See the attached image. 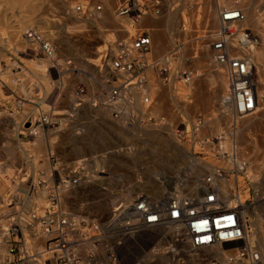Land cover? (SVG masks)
<instances>
[{
	"label": "built area",
	"instance_id": "built-area-1",
	"mask_svg": "<svg viewBox=\"0 0 264 264\" xmlns=\"http://www.w3.org/2000/svg\"><path fill=\"white\" fill-rule=\"evenodd\" d=\"M161 2L120 0L113 8L114 16L126 19L127 23L119 24L118 32H124L125 36L118 37V32H114L116 36L104 52V64L98 66L105 86L101 102L110 108L112 118H124L127 124L158 125L150 109L152 100L145 93L148 81L145 70L156 72L163 84L175 90L178 83L191 82L187 72L173 68V52L180 48L176 45L180 40L175 41L167 54L155 56L154 28L140 25L145 16L157 18L162 14ZM101 8L94 0H79L71 13L79 19H91ZM204 8L202 3L196 8L204 33L201 38L206 41L212 62L226 77V87L219 99L220 112L224 115L229 108L237 116L250 114L258 108L252 56L257 39L248 27L240 26L245 15L237 3L217 5V29L211 27ZM184 23L181 29L186 31ZM191 25L194 24L189 23L190 30ZM37 32L31 28L23 35L53 57L51 42ZM65 65L63 68L61 62L53 59L50 68L75 71L71 60H66ZM71 94L74 106L85 101L93 108L99 104L100 94H89L82 83H76ZM138 95L141 105L136 99ZM158 117L162 125H167L164 115ZM73 120L75 112L50 107L47 114H27L21 126L28 124L24 135L33 140L41 131H53L63 122L67 125ZM202 122L184 118L180 123L185 131L188 124L196 133ZM48 160V170L36 169L35 183L32 169L24 171L27 193L43 189L44 206L23 210L16 194L10 191L0 194V244L7 248L5 264H125L128 260L130 264H261L256 231L249 226L250 219L245 213L252 200L244 198V190L241 192L237 183L224 190L208 173L164 175L156 179L164 185L160 196L140 192L124 197L125 194L110 192L113 204L100 214L92 210L93 200H84L73 210L68 203L71 198L67 202L64 198L90 181L87 160L62 162L53 152ZM236 162V171L246 173L245 161ZM217 173L225 178L221 170ZM187 179H192V183ZM248 183L247 193L255 197L252 181L248 179ZM230 195L232 199L228 201ZM146 254L152 255L149 261L144 259Z\"/></svg>",
	"mask_w": 264,
	"mask_h": 264
},
{
	"label": "rangeland",
	"instance_id": "rangeland-1",
	"mask_svg": "<svg viewBox=\"0 0 264 264\" xmlns=\"http://www.w3.org/2000/svg\"><path fill=\"white\" fill-rule=\"evenodd\" d=\"M65 1L69 2L70 5H66L64 0H21L18 4L15 2L14 4L8 3L7 0H0V182L5 187L0 194H5L7 191L16 194L18 202L22 203L23 210L31 209L34 206L39 208L46 203V194L43 189L38 188L39 190L35 194L32 192L27 193L28 184L26 183L27 180L24 174L25 170L29 172V169H32L35 183L36 169L48 170L47 149V153H42L39 152L41 148L36 146L37 139H41L42 148H44L43 145L46 148L47 143L50 142V152H53L58 160L62 162L76 159L88 160L87 168L91 177L90 181L68 192L64 197L65 202L70 197L71 200L68 203L72 206L73 210H77L82 201L90 199L94 201L92 210L103 214L106 213L107 208L114 201L109 194L110 192H116L120 195L126 194L125 186L130 184L127 182L132 178L144 180L143 177L149 169L157 172L154 177L155 179L164 175H172L174 172L190 173L192 175L202 174V172H194L190 168L189 163H181V157L171 146V140H174L176 146L181 151L188 152L193 160L199 161V159H203L216 165V169L224 173L230 186L233 187L236 183L239 184L240 191L243 192L244 190V198L252 200V204L247 212L250 219L249 223H251L252 228L256 231L257 241L263 240L264 229L259 228V226L260 223L264 222V195L262 194L259 197H254L251 194L248 195L247 188H250L248 179L252 181L251 185L256 190L255 182L251 179L252 175L250 174V178L249 174L243 171H236V164L232 163L234 157H229L228 153L224 155L227 147L222 141H228L224 139V136L229 137V131L225 128L221 131L223 138L214 141L210 138L211 132H206L203 127H200L194 133L189 129L188 124H186L185 131L179 125L181 119L184 118L176 110L174 111L177 112L175 113L177 116L173 117L174 119H170L167 112L161 113V115L165 116L167 125H162V121H160L158 115L153 113L158 125L144 126L139 123L127 124L124 118H119L118 120L112 118L110 114L101 119L100 114H97V116L93 114L88 115L83 111H79L77 107V110H72L75 112V120L71 123L65 125V122H63L53 131H41L38 137L33 140H27L28 138L24 135L26 134L25 126H27V123L25 126H21V122H23L26 115L37 112L47 114L50 107L55 110L68 109V111H71V105L73 104L71 92L76 83H82L87 88L89 94H93L94 92L100 94V101L103 100L101 96L105 91V86H98L93 79L91 80V76H93L92 69L96 68L97 71L99 67L96 65L104 64L106 46L115 38L116 34L114 32L117 31L118 26L111 27L110 23L107 22L108 19L104 20L102 18V13L99 15V18L79 19L71 13V8L79 0ZM94 1L96 4H101V11H104V3H107V0L104 2L103 0ZM119 1L112 0V4L109 7L111 14L109 17L114 18L116 24H125L127 22L126 19L116 18L113 14L115 3ZM32 2H37L39 5L37 10L35 9L36 11L28 13V11L20 9L21 5L28 7ZM41 8H46L47 12L40 14ZM254 11L256 16L259 17L261 24L264 25V0H256ZM24 20H28L26 22L28 27L20 30L24 25ZM184 20V25L187 28L183 32L185 34L190 30V26L185 18ZM97 22L99 23L98 25L96 24ZM196 23L198 26L197 32L192 33V35L188 33L190 36L186 35L189 37L186 38L188 40H192L194 36L199 37L198 40H194V44L195 41L200 43L204 39L201 38L204 33L199 26V21H196ZM193 26L195 27V25H192L191 28ZM31 28L36 29L40 34H43L42 37L51 42L56 58L60 59L63 68H66L65 61L71 60L75 66V71H64L61 68L55 71L50 68L52 63L44 61V56L37 43L25 40L23 33L25 30ZM17 30H20V32L18 36L13 38L11 33ZM104 34L109 36L107 40L103 37ZM120 34L123 36L120 32L117 33V36L122 37ZM196 48L199 49V46L197 45ZM97 50H99V53L96 52ZM99 55L100 58L97 59L96 57ZM95 63L96 65L94 66ZM177 64V61L173 62L174 66H177ZM98 75L102 82H104L103 74L98 72ZM179 86V91L182 90L181 92L184 94L182 96L184 100L187 99L186 103H188V90L183 83H178L177 88ZM69 96H71L72 101ZM18 101L19 107H17ZM184 108L186 107L184 106ZM183 111L187 114V109H183ZM211 113V117H214L212 116L214 115L213 112ZM216 115L217 113L215 117ZM191 120L195 122L194 119ZM114 123L116 125L121 123L126 127L124 131L128 134H133L132 137L134 139L125 142L117 129L113 127ZM133 126L138 127V129L134 130ZM230 129L235 130L236 128L232 125ZM248 132L251 134H247V137H249L248 141L254 142L253 131ZM254 133L256 134L257 132ZM158 136L164 138L161 144ZM72 138L76 139V141H74L75 139L73 140L75 143L72 142ZM258 142L262 143L257 140ZM260 143L257 145L263 147V144L261 145ZM242 145L244 144L236 142L234 151L238 157L235 156V161L239 160V151L244 152ZM123 150H131L129 151L131 153H123ZM82 152L86 153L87 157H81L80 153ZM29 155H32V157L29 158ZM45 159L48 162L47 168L44 165ZM176 164H179L178 166L180 167L178 171L173 167ZM173 169L175 170L174 172L167 173ZM263 174L264 171L262 174L259 173L257 178L259 183L258 188L264 193ZM246 175L248 176L247 180ZM101 177H108V179L101 180ZM122 185L124 186L122 187ZM98 187L101 189L99 188L98 190ZM103 189H106V191ZM1 224L5 223L1 222ZM6 252V246L0 244V264L6 263ZM151 257L148 254L144 255L146 261H149L148 259ZM130 263H132L131 260L125 262V264Z\"/></svg>",
	"mask_w": 264,
	"mask_h": 264
},
{
	"label": "bare ground",
	"instance_id": "bare-ground-1",
	"mask_svg": "<svg viewBox=\"0 0 264 264\" xmlns=\"http://www.w3.org/2000/svg\"><path fill=\"white\" fill-rule=\"evenodd\" d=\"M8 1V3H12V4H14V2L15 3H19V1H21V0H7ZM105 0H103V2H104ZM209 1V0H208ZM210 1H212V0H210ZM95 2V1H94ZM201 2H202V0H201ZM200 2V3H201ZM213 2H214V0H213ZM232 2V0H215V3H214V5L213 6H210V5H208V4H204V5H206L205 6V8H204V15H205V17H207V18H209L210 19V21H211V27L213 28V29H217L218 28V21H217V12H216V9H217V5H219V6H222V5H226V6H232L233 4V2ZM256 2V0H241V1H238V5L240 6V8L243 10V13H244V15H245V18H244V20L243 21H241V23H240V26H246V27H248L250 30H251V33H252V35L254 36V37H256V39H257V44H256V46H255V48H254V51H253V54H252V56H253V60H254V63H255V66H256V71L258 72V73H256L257 75H258V77H256V78H258V79H256L257 80V96H258V108L254 111V112H252V113H250V114H247V115H244V116H237V115H235L234 113H233V111L231 110V109H229V108H227L226 109V113L220 118V119H218V117H216V119H214V120H212L213 122H211V124H210V126H207V127H210L209 129H210V135L212 134L215 138H217V139H221V138H223L221 135H220V133H221V131H222V128L224 129V127H225V129H227V131H229L228 132V135H229V137H227V136H224V139H226V140H228V141H222V142H224V145L227 147L226 148V150L227 151H224L225 153H228V156L229 157H234V156H236L237 154L235 153V146H236V142H240L241 144L242 143H249V145H250V142L248 141V138L249 137H247V134L249 135L250 133L248 132V131H253V134H252V136H254V143H253V145H251V147L252 148H254L253 150H247L246 151V149H245V151L246 152H243V151H239V160H238V158H237V160L238 161H245V163L247 164V171H246V174H249V176H250V178H251V175H252V180H253V182H255V187H256V190H255V192H254V195L255 196H257V197H259V196H261L262 195V193L260 192V190H259V183H258V178H257V175L259 174V173H263V171H264V77H263V75H264V25L263 24H261V21H260V19H259V17H257L256 16V13H255V11H254V3ZM64 3L66 4V5H70V3L69 2H66L65 0H64ZM72 3V2H71ZM208 3V2H207ZM236 3V2H235ZM107 4V5H106ZM112 4V0H107V3H104V11H100L98 14H97V16L96 17H98L99 18V15L102 13V15H103V19L105 20H107V22H109L110 23V25H111V27L113 26V27H117V28H119V25L118 24H120V23H117L116 24V21L114 20V18L112 19V18H110L109 16L111 15L110 14V5ZM116 4V3H115ZM210 4V3H209ZM213 4V3H212ZM195 5V4H194ZM203 5V6H204ZM38 3L37 2H32V3H30L29 4V6L28 7H24L23 5H21L20 6V9L21 10H25V11H28V13L29 12H34V10L36 9L37 10V8H38ZM198 6V5H197ZM242 6H244V8H242ZM71 7V6H70ZM194 7V6H193ZM62 9V8H61ZM35 10V11H36ZM63 10H64V8H63ZM101 10H102V8H101ZM194 10V9H193ZM41 12H39L40 14H45L46 12H47V9L46 8H41V10H40ZM1 12V11H0ZM61 12H63L62 10H61ZM196 12H197V10H195V13H194V15H193V19H192V22H193V24L195 25V27H198L196 24V21H199L198 19V16H197V14H196ZM27 13V12H26ZM40 14H38V15H40ZM1 15V14H0ZM1 17V16H0ZM41 17V16H40ZM151 18V17H150ZM3 19V18H2ZM120 19H123V18H120ZM171 17L170 16H168V17H166L165 19H164V24L162 25L163 27L162 28H160L158 25H155L156 24V22H154V27L155 26H158V28H160V30H157L155 33H154V55H156V56H162V55H164V54H167L168 53V51L171 49V48H173L174 47V41H173V39H172V37H171V35H170V33H169V31H168V26H169V23L170 22H172L171 21ZM184 19V18H183ZM183 19H180V23H182V21H185V20H183ZM29 20V19H28ZM28 20H24L23 21V23H24V25L21 27V29L20 30H24V29H26L27 27H28V25L26 24V22H28ZM147 20V19H146ZM101 21V20H100ZM100 21H98V22H100ZM126 21V20H125ZM150 21V20H149ZM90 22V21H89ZM92 22H93V20H92ZM96 23L97 25L99 24V23ZM152 22V21H151ZM95 23V22H94ZM103 23V22H102ZM127 23V22H126ZM149 23V22H148ZM153 24V23H152ZM161 24V23H160ZM192 26V25H191ZM200 26V25H199ZM194 27V26H193ZM192 27V28H193ZM194 29V28H193ZM20 30H17V31H12V33H11V35H12V37L14 38V37H16V36H18V34H19V32H20ZM119 30L117 29V31H115V32H118ZM183 32V31H182ZM189 33H192L191 31H188ZM188 32L187 33H185V34H178V32H177V36H180V38L182 39V41H184V45H183V47H182V52H184V54H185V52L187 51V50H189L190 48H192V47H196V44L194 45V41H191V40H187L186 38H189V37H187L186 35L188 34ZM38 33V32H37ZM120 33H122L123 34V36L122 37H124L125 36V33L124 32H120ZM8 34V33H7ZM40 34V33H39ZM71 34V33H70ZM73 34V33H72ZM41 36L43 35V34H40ZM108 35H109V33H108ZM108 35H103V37L105 38V40H107L108 39ZM189 36H190V34H188ZM57 36V35H56ZM107 36V37H106ZM7 37V36H6ZM7 39V38H6ZM110 39V38H109ZM25 40H27V39H25ZM65 41H67L66 39H64ZM104 40V39H103ZM113 40V39H112ZM111 40V41H112ZM193 40V39H192ZM0 41H1V39H0ZM28 42H31V41H29V40H27ZM110 41V40H109ZM202 41V40H201ZM196 43V42H195ZM197 45L199 46V48H201V50L204 52V56H206V53H207V46H206V41L204 42V41H202V42H200V43H198V41H197ZM42 51V50H41ZM97 53H99V50H97L96 51ZM42 54H43V56H44V61H46L47 63H52V60L53 59H56L58 62H60V59L58 60L57 58H56V54L52 57V56H49V55H46L45 53H44V51H42ZM187 55V54H186ZM184 56V55H183ZM94 58V57H93ZM97 59H99L100 58V55L99 56H97L96 57ZM98 61V60H97ZM88 63V62H87ZM94 63V62H93ZM90 64H92V63H90ZM89 64V65H90ZM96 65V63L94 64V66ZM213 65H214V63H213ZM84 66V65H83ZM82 66V67H83ZM93 66V67H94ZM97 67L99 66V65H96ZM260 66H262V67H260ZM175 67V66H174ZM216 68V67H215ZM215 68H213V69H215ZM62 70H64L63 68H61ZM98 72H99V70L97 69V71H96V68H93L92 69V74H93V76H91V80L93 79L96 83H97V85L98 86H104V82H102V80H101V78H100V76L98 75ZM215 73L213 74V73H208L207 72V74H206V78L207 79H209L210 81L211 80H214V82H216V83H218L219 84V86L218 87H220V89L222 90V92H224V90H225V87H226V77H225V75L223 74V72L222 71H220V70H218V69H215V71H214ZM213 82V81H212ZM189 84V83H188ZM104 89V88H103ZM152 89V88H151ZM179 89H180V86L178 87V89L175 91V94H172V93H170V92H168V96H169V104L167 105V108H166V111H167V113H168V117H170V119L171 118H173V117H176L177 116V114H175V113H177V112H175L174 111V109H173V107H174V104L175 103H180L183 107L182 108H184V106L185 107H187L188 105H189V103H188V105H186L184 102V98H183V96L182 95H184L183 94V92H181V91H179ZM218 90H219V88H218ZM220 90V91H221ZM169 91V90H168ZM216 91V90H215ZM147 92V91H146ZM181 92V93H180ZM153 93V92H152ZM217 93V92H216ZM219 93V92H218ZM149 94V97H152V95H151V93H148ZM147 94V95H148ZM222 94V93H221ZM217 96V95H216ZM186 97V96H185ZM215 97V96H214ZM69 98L71 99V96H69ZM217 98H218V96H217ZM219 98H220V95H219ZM187 100V99H186ZM71 101H72V99H71ZM74 101V100H73ZM189 102H191V101H189ZM215 102H216V100H215V98H211V99H209V100H207L206 101V106H205V108L207 109V110H209V111H211V112H213V108H214V104H215ZM141 103V102H140ZM84 104V105H83ZM83 104H81L82 106H74V102H73V104L71 105V111L72 110H77V107H78V110L79 111H83V112H85V113H87L88 115H90V114H93L94 116H97V114L99 115H101V119H104V117H106V116H108V114H110V108L109 107H106V106H103L102 105V102L100 101V98H99V104H98V106H99V108L97 109V107L98 106H96V108H93L92 106H91V104L90 103H86V101H85V103H83ZM87 104V105H86ZM191 105L193 106V104L191 103ZM197 105H199V104H196V108L198 107L199 108V106H197ZM164 107V106H163ZM189 107V106H188ZM187 107V108H188ZM187 108H184V110H186ZM93 109H95V110H93ZM97 109V110H96ZM189 109V108H188ZM187 109V110H188ZM70 111V110H69ZM159 112H161V110L159 111ZM42 114H46V113H42ZM212 114V113H211ZM213 114L214 115H212V116H214L215 117V113L213 112ZM213 118V117H212ZM174 119V118H173ZM191 119H193V118H191ZM205 119V118H204ZM208 119V118H207ZM119 120V119H118ZM118 120H116V121H118ZM158 120V119H157ZM207 122V121H206ZM206 124V123H205ZM225 125L224 127L222 126V125ZM111 125V124H110ZM234 126L236 129L235 130H232V129H230V127L231 126ZM113 127L115 128V129H117V131H118V133L120 134V136L122 137V139L126 142V141H129V140H133L134 139V137H132V135L133 134H128V133H126L124 130L126 129V127H124L121 123L119 124V125H116L115 123L113 124ZM134 128V130L135 129H138V127H135V126H133ZM225 132H226V130H225ZM254 132H260V134H258L257 135V133L255 134ZM262 133V134H261ZM202 134V133H201ZM222 134V133H221ZM227 134V133H226ZM209 135V136H210ZM224 135V134H223ZM251 135V134H250ZM156 137V136H155ZM75 138H72V142H73V140H74ZM171 139V138H170ZM169 139V140H170ZM158 140H159V142H160V144L164 141V138H161V137H159L158 136ZM257 140L258 141H261L262 143H260V142H258V143H260L261 145L263 144V147H260L259 145H257L258 143H257ZM74 141H76V139L74 140ZM132 142V141H131ZM144 142V141H143ZM142 142V143H143ZM73 143H75V142H73ZM218 143V142H217ZM36 144V143H35ZM41 144H42V140L41 139H37V147H39V148H41V149H39L40 151L39 152H46V148H45V145H43V147L44 148H42V146H41ZM41 146V147H40ZM171 146H172V148H173V150L175 151V152H178V155L181 157V163H183V162H186V163H189V166H190V168L192 169V170H194V172H197V173H201L202 172V174L203 173H209L210 175H212L214 178H215V180L216 181H218V183L223 187V189L224 190H229L230 189V185H229V182L225 179V178H221V177H218V173H217V171H219V170H217L216 169V165H214V164H212L211 162H208V161H205V160H200L199 159V161L198 160H193L192 159V156H190V154L188 153V152H186V151H181L177 146H176V143H174V140H171ZM258 146V147H257ZM185 147H187V146H185ZM241 148V147H240ZM239 148V149H240ZM258 148V149H257ZM125 149V148H124ZM166 149V148H165ZM168 149V148H167ZM239 149H237V150H239ZM242 149V148H241ZM248 149V148H247ZM135 150V149H134ZM243 150H244V148H243ZM129 151H131V150H123V153H131V152H129ZM168 151V150H167ZM172 151V150H171ZM249 152L252 154V153H255V152H258V154H260V156L259 157H257V158H254L255 159V161L254 162H250V156H251V154L249 155ZM47 153V152H46ZM48 154V153H47ZM44 155V154H43ZM42 155V156H43ZM80 155H81V157H84V156H86L87 154L86 153H84V152H82V153H80ZM95 155V154H94ZM225 155V154H224ZM105 156V155H104ZM87 157V156H86ZM92 157V156H91ZM168 157V156H167ZM236 157H238V156H236ZM252 157V156H251ZM47 158V157H46ZM94 159V158H93ZM107 159V158H106ZM165 159V158H164ZM190 159H192V160H190ZM90 160V159H89ZM88 161V160H87ZM43 162V161H42ZM90 162V161H89ZM232 163H238V162H236L234 159H232ZM43 164V163H42ZM42 164H40V165H42ZM44 165L46 166V168H47V165H48V162H47V159H45V161H44ZM44 165H43V167H44ZM179 164H176V165H174L173 167L175 168V170L176 171H178L179 170V166H178ZM102 167V166H101ZM100 167V168H101ZM172 167V168H173ZM45 168V167H44ZM190 169V170H191ZM221 169V168H220ZM222 169H226V168H222ZM230 169V168H229ZM47 170V169H46ZM101 170V169H100ZM169 170V169H168ZM174 169L173 170H170V171H168L167 173H170V172H174L175 171ZM228 171V170H227ZM230 171V170H229ZM100 172H102V171H100ZM156 171L155 170H152V169H149L147 172H146V175L143 177L144 178V180L143 179H141V180H135L134 178H132L129 182H127V183H130V184H128L127 186H125L126 187V191H127V193L125 194V196L124 197H128V196H131V195H133V194H136V193H140V192H146V193H149V194H151V195H155V196H160L161 194H162V192H163V189H164V185L162 184V182H160V181H158V180H156L154 177L156 176ZM175 174H174V176H172V177H176L177 175H180L178 172H174ZM230 174V173H229ZM251 174V175H250ZM171 175V174H170ZM173 175V174H172ZM165 176H167V175H165ZM110 177V176H109ZM102 179H108V177H101V180ZM101 180H99L100 182H101ZM111 180V179H110ZM190 183H192V179H187ZM109 181V180H108ZM107 181V182H108ZM126 181V180H125ZM98 182V181H97ZM102 182H104V181H102ZM105 182H106V180H105ZM109 183H111L110 181H109ZM102 184H104V183H102ZM93 185V184H92ZM107 186V185H106ZM110 186V185H109ZM113 186V185H112ZM124 185H122V187H123ZM111 187V186H110ZM5 187H4V184L3 183H1L0 182V192H3V189H4ZM99 188L100 187H98V190H99ZM101 189V188H100ZM111 189V188H110ZM134 191V192H133ZM231 199H232V197H231V195L228 197V201H231ZM46 200V199H45ZM243 201V198H241V202ZM110 204V203H109ZM113 204V203H112ZM43 206H44V204H43ZM245 213H246V216L248 217V213H247V211H246V209H245ZM250 222V221H249ZM263 222V221H262ZM249 226H251V223H250V225ZM252 227V226H251ZM259 228H261V229H264V222L263 223H260V226H259ZM252 240H254V234L252 235L251 234V237H250ZM258 245H259V249H260V254H261V263H264V239L263 240H260V241H258ZM159 253H161V252H159ZM152 256V255H151ZM159 256L161 257L162 256V254H159ZM148 260H150V259H148ZM238 264H246V263H244V262H242V263H238Z\"/></svg>",
	"mask_w": 264,
	"mask_h": 264
},
{
	"label": "crops",
	"instance_id": "crops-1",
	"mask_svg": "<svg viewBox=\"0 0 264 264\" xmlns=\"http://www.w3.org/2000/svg\"><path fill=\"white\" fill-rule=\"evenodd\" d=\"M238 1H241V0H232L233 3L232 2L231 3L235 4V2H236L237 4H239ZM200 2H201V0H162V2H161L162 14L157 18H150L148 16H145L142 19L140 25L141 26H152L154 28V30L152 32V35L154 38V33L163 27L162 25L164 24V22H163L164 19L168 16H170L172 18L171 19L172 22H170L169 26H168V31H169L174 43L176 40H180V42H176V45H180V48L177 51L173 52L174 62L177 61V63H178L177 66H175V67L173 65V68L176 70H179V71L187 72L188 75L191 77V81H192L189 84H184L185 88L188 90L187 95H188L189 101H191V102H188L190 104L188 107L189 109L186 107L188 109L187 114L184 113V111H183L184 108H182L183 106L178 102L174 104L173 109L178 111L179 113H181L182 117L186 118L187 120H191V118H193L194 120L202 119L203 122H202L201 127H203L206 132H210V129H209L210 127H207V126H210L211 122H213L212 120L216 119V117H218V119H220L223 116V114L220 112V109H219V99H220L219 95L221 96V93H223V92L220 89V87H218L219 86L218 83L214 82V80L210 81L209 79L206 78L207 72L208 73L210 72L213 74L215 73L214 71H215V69H217V68H215L216 64L213 65L209 51H207L206 56H204L205 54L201 50V48H199V49L196 48L197 45H196V47L194 46V47L190 48L189 50H187L184 54V52H182V47L184 45V41H182L180 36H177V32H178V34H181V33L184 34L183 33L184 30L181 29L180 19L185 18L189 23L192 24L193 15L195 13L197 5ZM201 3L203 5L208 4L210 6H213L215 3V0H214V2H213V0L212 1L202 0ZM204 6H206V5H204ZM153 21L156 22L155 25H158L159 27L160 26L161 27L160 28H158V26L154 27ZM189 31H191L192 33H196L197 28H194V29L191 28V30H189ZM192 33H190V34L192 35ZM194 40H198V37L194 36L193 40H191V41H194ZM195 42H197V41H195ZM172 49L173 48H171L169 51H171ZM152 53L154 54V48H153ZM213 68H215V69H213ZM145 71H146L147 76H148L147 77L148 81L146 83V91L147 92L145 91V93L146 94L151 93V95L153 94L152 97H150L152 100L150 109H151L152 113L159 116V115H161V113L167 112L165 110L167 108V105L169 104L168 92L175 94L176 90L171 85L163 84L161 82V80H159V77L157 76L156 72H153L150 69H147ZM256 73H258V72L256 71ZM256 77H258L257 74H256ZM263 77H264V75H263ZM256 79H258V78H256ZM256 82H257V80H256ZM256 85H257V83H256ZM218 88H219V90H218ZM216 95L218 96V98ZM211 98H215V100H216V102L214 104V108H213V112L215 114L217 113L215 118L214 117L212 118L211 117V111H209L205 108L206 101L211 99ZM136 99L139 102V104L141 105V103H140L141 99H140L139 95L136 97ZM184 101H185L184 103L186 105H188V103H186V100H184ZM191 103L193 104V106L191 105ZM196 104H199V105H197V106H199V108L198 107L196 108ZM140 108H141V106H140ZM160 110H163V111L159 112ZM181 124L182 123H179V125L182 127ZM222 126L224 127L225 125L223 124ZM220 135H221V133H220ZM210 138L214 141L217 140V138H215L213 135H211ZM207 139H208V137H207ZM253 143L254 142H252V141H250V145H249V143H242V144H244V145H242V148H244V152H246L247 150L248 151L253 150L254 148L251 147V145H253ZM49 148H51L50 142L47 143V145H46V149L48 152L47 155H49V153H50ZM245 149H246V151H245ZM250 154L251 153L249 152V155ZM251 156H250V162H254L255 161L254 158L259 157L260 154H258V152H255V153H252ZM263 177H264V174L262 176V179H263ZM261 193L264 195L263 192H261ZM7 259H8V257H6V260Z\"/></svg>",
	"mask_w": 264,
	"mask_h": 264
},
{
	"label": "water",
	"instance_id": "water-1",
	"mask_svg": "<svg viewBox=\"0 0 264 264\" xmlns=\"http://www.w3.org/2000/svg\"><path fill=\"white\" fill-rule=\"evenodd\" d=\"M28 125V124H27Z\"/></svg>",
	"mask_w": 264,
	"mask_h": 264
}]
</instances>
